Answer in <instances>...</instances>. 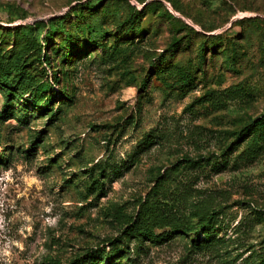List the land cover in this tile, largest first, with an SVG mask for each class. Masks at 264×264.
Masks as SVG:
<instances>
[{
  "label": "rangeland",
  "instance_id": "obj_1",
  "mask_svg": "<svg viewBox=\"0 0 264 264\" xmlns=\"http://www.w3.org/2000/svg\"><path fill=\"white\" fill-rule=\"evenodd\" d=\"M0 69L23 86L0 89V264H239L264 247V145H226L264 113V0H0ZM162 180L171 217L214 208L227 255L127 238Z\"/></svg>",
  "mask_w": 264,
  "mask_h": 264
},
{
  "label": "trees",
  "instance_id": "obj_2",
  "mask_svg": "<svg viewBox=\"0 0 264 264\" xmlns=\"http://www.w3.org/2000/svg\"><path fill=\"white\" fill-rule=\"evenodd\" d=\"M147 8V3L143 5V8L139 11H134L133 13H129L123 19L117 21L118 27L121 32L126 36H134L139 31V20L144 16V12ZM97 9L99 7H93L86 5L81 7L79 11H76V16L78 19L85 18L83 15L84 10L89 13V17L95 21V17L97 16ZM85 22V21H83ZM91 28V27H90ZM95 28L89 29L90 33L94 32ZM102 38L104 33L99 31ZM106 33V31H105ZM110 35V34H109ZM217 37L219 35H216ZM177 41L173 42L175 45ZM17 44V37L14 40L13 47ZM203 48H200L199 53V62L203 64ZM75 52H72L69 56L74 55ZM18 56L14 58L16 60ZM55 78V77H54ZM176 80L174 83L176 84L177 90H182L184 86L191 85L190 80L192 79L190 73L184 69H178L176 73ZM58 79H54V82H57ZM145 84V82H144ZM145 86V85H144ZM23 88L21 83L18 80L13 81L10 79L3 70L0 69V89L4 91H9L10 89H19ZM38 88L39 93H45L50 86L48 83L38 84L36 89ZM232 93L243 95L245 94L240 89H234ZM61 95H65L60 92ZM54 97H48L44 100V104L50 105V102ZM49 101V103H48ZM231 138V142H228L226 145H242L245 144L246 149L244 153H247V156L255 155L258 150L262 148L264 145V113L259 116L249 119L245 123H243L239 128L229 133ZM148 144V143H147ZM187 162V167L195 169L198 167L199 162L191 159L185 160ZM174 167V166H173ZM113 174L119 172V168H112ZM169 175V174H168ZM106 176V175H105ZM160 186H163V180L161 182H157L154 187H152V191L149 194V198L145 199L139 205V208L132 219L129 220L127 225V229L125 235L128 239H135L138 242L143 241H151V242H170L174 239L177 240V236H187L189 235L190 239L188 242V254H208L212 257H219L222 255L228 254V248L226 247V242L223 238L217 237V234L214 233V228L217 221V213L214 208L210 205L197 207L194 213H190L189 216L178 215L177 217H171L172 207L167 205L166 199L168 195L174 194L170 190L162 191ZM166 193V196H164ZM176 214V213H174ZM164 229L168 227V230H162L160 233H155V228ZM177 237V238H176ZM180 239V238H179ZM101 253V252H99ZM114 253L112 252L111 255ZM114 254L113 256H115ZM106 257L105 253H101V260ZM254 257V260L252 258ZM83 261H73L70 264H81ZM239 264H264V247L255 253V255H248L241 259Z\"/></svg>",
  "mask_w": 264,
  "mask_h": 264
}]
</instances>
